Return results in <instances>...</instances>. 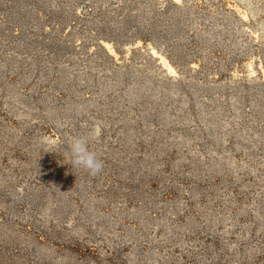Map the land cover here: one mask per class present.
I'll return each instance as SVG.
<instances>
[{
  "label": "rangeland",
  "instance_id": "obj_1",
  "mask_svg": "<svg viewBox=\"0 0 264 264\" xmlns=\"http://www.w3.org/2000/svg\"><path fill=\"white\" fill-rule=\"evenodd\" d=\"M0 264H264V0H0Z\"/></svg>",
  "mask_w": 264,
  "mask_h": 264
},
{
  "label": "clouds",
  "instance_id": "obj_2",
  "mask_svg": "<svg viewBox=\"0 0 264 264\" xmlns=\"http://www.w3.org/2000/svg\"><path fill=\"white\" fill-rule=\"evenodd\" d=\"M67 150L74 168H78L93 177L103 171L104 163L97 156V153L91 150L89 137H72L67 145Z\"/></svg>",
  "mask_w": 264,
  "mask_h": 264
}]
</instances>
